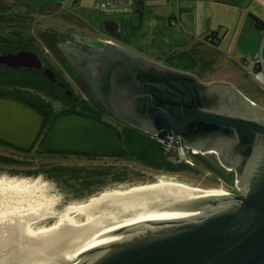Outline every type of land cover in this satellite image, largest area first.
Instances as JSON below:
<instances>
[{"label":"water","instance_id":"1","mask_svg":"<svg viewBox=\"0 0 264 264\" xmlns=\"http://www.w3.org/2000/svg\"><path fill=\"white\" fill-rule=\"evenodd\" d=\"M133 12L140 22L142 1ZM102 24L100 34L111 35L118 43L89 40L106 45L94 50L91 70L96 72L95 92L112 114L159 140L179 136L186 146L215 152L216 160L234 171L238 189L168 204L152 198L157 190L99 197L98 206L113 198L140 205L126 209L119 205L114 217L94 223L62 219L42 229L38 239L46 249L44 257L62 253L47 262L264 264V106L229 82L204 84L194 74L136 53L123 44L122 28L127 24L120 19H104ZM0 63L41 66L32 51L1 54ZM75 63L85 65L86 61ZM44 73L53 76L49 69ZM44 123L43 114L35 108L0 96V140L7 144L22 150L36 144L40 151L55 153H122V139L113 124L77 112H59ZM140 208L163 212L124 218L136 215Z\"/></svg>","mask_w":264,"mask_h":264},{"label":"rangeland","instance_id":"2","mask_svg":"<svg viewBox=\"0 0 264 264\" xmlns=\"http://www.w3.org/2000/svg\"><path fill=\"white\" fill-rule=\"evenodd\" d=\"M74 18L76 17L72 13L67 14L55 10L36 11L29 0H0V44L10 42L17 45L21 36L26 38L25 41H29L27 38L31 36L29 42L35 46V51L46 57L51 70L60 73L63 70L62 74L65 77L67 74L60 65L65 61L60 60L59 55L54 54L57 50L56 43L63 38L71 37V34L93 37L104 33L103 24L99 21L95 22L94 17H88L92 23H89L87 28ZM127 43L142 47L140 40V44L133 40H128ZM178 53L168 56H173L175 61L171 63L163 61L161 64L171 68L187 65L189 66L187 70L193 68L192 71L198 73V80L203 81L204 84L218 81L219 78L226 80L229 78L228 73L236 72L240 74V77L246 78L250 94L264 96L263 89L248 72L239 67L241 65L238 66L232 60L212 53L208 47L193 44L191 50H187L183 58L179 57ZM218 73L220 76H217ZM43 97L47 98L46 95ZM259 102L263 107L264 98L262 97ZM52 105L55 111L61 109V106L54 101ZM104 117L114 123L119 130L122 128L123 124L114 121L110 116ZM164 144L166 151L171 155V162L179 164L181 169L167 171L150 168L133 161L132 158L115 156L90 157L77 154L38 153L32 149L21 151L1 142L0 155L5 159L0 160V177L5 179V182L9 179H26L31 184L33 183L32 185L35 184V188H32L31 193H23L14 189H6V185L0 183V211L7 207L6 202L21 201L22 198H29L30 201L26 202L33 204L37 202L36 199L43 203H53L55 211H62L71 205L88 201L91 197L98 196L106 190L125 189L132 185L152 183L160 179H171L201 188H224L234 193L237 192L235 173L232 169L222 166L217 160L216 164H213L215 161L213 157L205 159V156L191 154L188 147L181 142L177 145L184 151L185 159L181 157L178 147H175L173 142L165 141ZM193 152H195L194 149ZM59 166L66 169V174L60 179L47 174L48 169ZM77 218L82 217L78 215ZM46 219L47 221L43 224L47 225L53 221L52 218Z\"/></svg>","mask_w":264,"mask_h":264},{"label":"crops","instance_id":"3","mask_svg":"<svg viewBox=\"0 0 264 264\" xmlns=\"http://www.w3.org/2000/svg\"><path fill=\"white\" fill-rule=\"evenodd\" d=\"M98 1L113 2L114 8L98 11L93 7ZM139 1H142L143 6L140 22L133 12ZM29 2L36 11L55 10L72 13L76 17L74 19L85 28L92 23L88 19L89 16L94 17L95 22L97 19L102 21L120 19L127 24L123 26L121 34L125 46L143 53L145 57L160 61L159 63L172 53L191 50L193 44L208 47L212 53L232 60L238 66L241 65L239 67L248 73L250 69L256 70L255 61L258 57L264 61V0H29ZM117 7L121 10L116 9ZM174 14L177 15L176 22L170 24V18ZM115 23L119 22L115 20ZM86 37L88 40L100 41L110 38L100 33L98 36ZM128 40L136 43L140 40L142 47L130 45L127 43ZM228 75L229 78L226 80L219 78L218 82L227 81L233 84L255 103L259 104V100L264 98L263 95L261 97L259 94H250L246 78L240 77L239 73ZM217 76H220V73ZM262 92L264 93V90Z\"/></svg>","mask_w":264,"mask_h":264},{"label":"bare ground","instance_id":"4","mask_svg":"<svg viewBox=\"0 0 264 264\" xmlns=\"http://www.w3.org/2000/svg\"><path fill=\"white\" fill-rule=\"evenodd\" d=\"M0 183L6 185V189H14L23 193H31L32 188H35V184L32 185L33 183L31 184L26 179H9L5 182V179L0 177ZM150 190L158 191V194L152 197L155 201H164L167 204L170 201H185L188 196L227 193L224 188H201L171 179H160L152 183L132 185L125 189L106 190L98 196L91 197L88 201L71 205L62 211H55V204L43 203L39 199L35 200L37 201L35 204L26 202L30 201L29 198L6 202L8 203L7 207L0 211V264H49L47 262L49 259L60 256L62 253H54L44 257L46 249L38 239V233L42 229L52 228L62 219H67L76 224H86L114 217V208H118L120 205L121 208L126 209L133 207L136 203H119L121 200L113 198L111 203L98 206L95 201L99 197L109 195L117 197L133 191L145 193ZM139 205L140 203L136 204V206ZM145 205V203H141V207ZM137 212L136 215L124 218L162 213L163 209L142 211L140 208ZM78 215L82 218H77ZM118 216L121 217L120 214ZM46 218H52L53 221L47 225L43 224L47 221Z\"/></svg>","mask_w":264,"mask_h":264},{"label":"trees","instance_id":"5","mask_svg":"<svg viewBox=\"0 0 264 264\" xmlns=\"http://www.w3.org/2000/svg\"><path fill=\"white\" fill-rule=\"evenodd\" d=\"M31 38L32 37L29 36L27 39L30 41ZM25 40L26 38H23L21 36L18 41L19 44L17 45H13L10 42H4L3 44H0V55L7 53H17L20 51L35 52V46L32 45L31 42ZM185 54L186 52H179L177 55L183 58ZM163 61H166V63H171L175 60H173L172 56L168 58L166 57ZM186 64L192 65L191 63ZM41 66L39 65L31 68L10 67L8 65L0 63V96H12L17 100L22 101L24 104L35 108L37 111L43 114L45 125H47L57 113L62 111L77 112L106 122L105 119L102 120L97 111L88 108L86 105H83L79 109L68 107L64 110L55 111L52 105L53 99H58V97H60L64 99L65 102H67V100L71 96L67 93V88L62 89L61 87L60 89H58V85H56L55 83L56 81L48 79V77L43 74ZM188 67L189 66L184 65L182 67H174L173 69L194 73L192 71L193 68L191 70H187ZM43 95H46L47 98H44ZM105 115H109V113H106ZM119 135L122 139L123 148L122 153L120 155H115V157L132 158L133 161H136L141 165L143 164L150 168L163 169L167 171H175L182 168L179 167V164L177 165L171 162V155L166 151L164 142L157 140L155 136L124 124L119 130ZM1 142L5 145L11 146L10 144H7L0 140V143ZM35 151L38 153H55L43 152L38 150L37 148H35ZM56 154H77L90 157L102 156L86 153ZM2 159H5V157L0 155V160ZM182 164L185 165V163ZM186 166L189 167L188 165ZM47 174L53 178L60 179L66 174V169L59 166L58 168L48 169Z\"/></svg>","mask_w":264,"mask_h":264},{"label":"flooded vegetation","instance_id":"6","mask_svg":"<svg viewBox=\"0 0 264 264\" xmlns=\"http://www.w3.org/2000/svg\"><path fill=\"white\" fill-rule=\"evenodd\" d=\"M104 31V27H103ZM110 38H105L103 42L106 43H118V40H116L114 37L111 35L109 36ZM104 38V37H103ZM123 39V38H121ZM121 39L120 43H121ZM124 44V42H123ZM113 45V44H112ZM125 45V44H124ZM57 50L54 52L57 56L59 55L60 60H64V64H60L61 68L64 69L65 74L67 76L64 77L63 70L62 73L59 71H53L50 69L48 65V60L44 55H40L35 51L34 53L37 55V57L40 60L41 63V70L43 74L46 76L47 74L44 73L45 70L49 69L51 70V73L53 74L50 75L51 77H48V79L56 81V85L58 89L62 87V89L67 88V93L70 94V98L65 102L64 99L58 97V99H53L52 101L58 103L61 107L59 110H64L68 107H73L75 109H79L83 105H86L88 108H91L97 113H99V116L102 118V120L105 119L106 122L109 124L114 123L108 121L104 116H106V113H109L108 116L113 118L114 121L127 125L123 120L119 119L116 117L112 112L108 109L107 103H105L102 99L98 97V95L95 92V84L93 82V77L96 75L95 70H91L92 66V59L95 55L94 50H99L100 48L105 49L106 45H102L99 43V45H96L94 43H91L88 40V37L86 36H81V35H72L71 37L68 38H63L62 40L58 41L56 43ZM185 52V51H183ZM87 57V60H84L82 58ZM79 60H83L84 62L86 61V66L85 65H78L75 62ZM163 65V64H162ZM165 66V65H164ZM73 72V73H72ZM194 74L195 77H199L198 73L196 72L191 73ZM48 76V75H47ZM68 78V80H67ZM96 81H97V76H96ZM200 81V80H199ZM201 83L203 81H200ZM214 82V81H212ZM211 83V82H210ZM209 84V83H208ZM61 89V90H62ZM2 97H7V95H3ZM12 97V96H11ZM14 98V97H12ZM15 99V98H14ZM106 111V112H105ZM65 112V111H62ZM178 142L183 143V140L181 137L178 136ZM184 144V143H183ZM36 145V144H35ZM35 145L31 147L28 150H35ZM12 146V145H11ZM186 146V145H185ZM14 148H18L16 146H13ZM188 147V150H190L191 154L194 155H200V156H205V158L209 159L211 157L214 158V163L216 164V159H215V152L213 151H201L197 150L193 147L186 146ZM193 148L195 152H193ZM21 151H27V150H22L18 148ZM212 154V155H210Z\"/></svg>","mask_w":264,"mask_h":264},{"label":"built area","instance_id":"7","mask_svg":"<svg viewBox=\"0 0 264 264\" xmlns=\"http://www.w3.org/2000/svg\"><path fill=\"white\" fill-rule=\"evenodd\" d=\"M113 4H114L113 2H109V1H103V2L98 1L97 3L94 4L93 7H94V9H96L98 11H105V10H109L110 8H114ZM116 9H119V7H117ZM176 19H177V15L176 14L172 15V17L170 18V21H169L170 24H175ZM255 65H256V67H255L256 70L250 69L249 73L252 75L253 79L258 84V86L264 90V61H263V59L261 57H258V59L255 61ZM157 140H159V139L157 138ZM159 141H161V142L166 141L169 143L173 142L175 147H178V150H179L181 157H183L185 159L184 151L182 150V148L180 146L177 145V144H180V142H178L177 136L172 135V136L168 137L167 140H159ZM167 150H169V149H167ZM225 190H226V192L234 193L232 190H227V189H225Z\"/></svg>","mask_w":264,"mask_h":264}]
</instances>
